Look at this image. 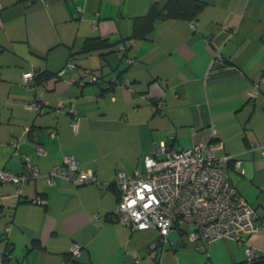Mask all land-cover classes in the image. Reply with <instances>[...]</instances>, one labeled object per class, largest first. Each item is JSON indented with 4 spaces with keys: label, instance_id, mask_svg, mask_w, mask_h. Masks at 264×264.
<instances>
[{
    "label": "crops",
    "instance_id": "crops-1",
    "mask_svg": "<svg viewBox=\"0 0 264 264\" xmlns=\"http://www.w3.org/2000/svg\"><path fill=\"white\" fill-rule=\"evenodd\" d=\"M166 1L0 0V169L22 172L28 155L40 173L19 196L14 184L0 183L5 264H264L262 231L206 248L187 239L185 226L159 242L154 227L112 219L117 170L143 173L157 143L188 149L213 141V129L216 155L241 161L240 170L228 163L231 182L264 218V154L252 148L264 146V0H203L196 20L159 17L136 36L135 19ZM94 39L102 43L84 50ZM215 51L226 66L211 71ZM68 61L75 67L64 69ZM28 70L32 85L22 82ZM112 76L128 85H111ZM38 95L42 113L27 107ZM60 99L75 106L77 128ZM28 125L35 137L25 135ZM65 156L94 171L97 182L48 184L45 174ZM37 196L46 203L32 204Z\"/></svg>",
    "mask_w": 264,
    "mask_h": 264
},
{
    "label": "built area",
    "instance_id": "built-area-1",
    "mask_svg": "<svg viewBox=\"0 0 264 264\" xmlns=\"http://www.w3.org/2000/svg\"><path fill=\"white\" fill-rule=\"evenodd\" d=\"M123 49V46H120ZM225 59L215 51L211 61V71L224 67ZM75 64L68 61L64 69L74 68ZM91 69L85 68L84 74H91ZM25 85L34 83L32 70L22 73ZM264 81V77H262ZM128 85V81L117 76L110 78V84ZM257 85V84H256ZM255 95V88L249 92ZM28 108L37 113L44 111L41 95L28 103ZM66 108L70 123L77 128L78 117L72 103L59 100L58 108ZM25 135L35 137L37 129L24 127ZM54 135V131L51 132ZM213 141L198 143L191 148H172L163 141L157 143L156 153L144 156L145 172L135 170L127 174L117 170L113 184L119 190L117 206L112 215L114 221L129 226L132 229L154 227L158 231L159 242H165L172 229H182L191 242H200L206 248L218 238L239 240L243 234L257 231L264 232V218H259L255 210L238 192L228 174V163L235 160L236 169L240 170L239 159L232 155L217 156L216 149L220 143L216 140L215 130H212ZM260 148L264 154V146L252 144V148ZM38 154H44L40 143L36 144ZM40 175L37 167L30 161L28 155L23 157V171L14 172L0 169V183L15 185V196L34 178ZM48 184H54L57 178H62L75 185L97 182L96 174L91 169H81L73 156H65L63 165L55 166L46 174ZM110 183H102L108 187ZM14 202L16 200L14 199ZM30 202L44 205L46 200L37 196ZM97 217V214H93ZM8 230V227H6ZM82 246L78 243L71 247V254L79 256ZM4 252H0V264L3 263ZM249 258L254 256V248H246ZM134 264H140L138 260Z\"/></svg>",
    "mask_w": 264,
    "mask_h": 264
},
{
    "label": "trees",
    "instance_id": "trees-1",
    "mask_svg": "<svg viewBox=\"0 0 264 264\" xmlns=\"http://www.w3.org/2000/svg\"><path fill=\"white\" fill-rule=\"evenodd\" d=\"M204 6L205 2L203 0H167L162 8H159L157 5H152L149 12L145 16L135 19L134 34L136 36H142L144 33L150 31L153 27V22L159 17L194 21L197 19L198 14ZM100 43H102V41L95 39L89 40L87 41L84 50H90L98 47ZM36 82V76H34V83ZM9 255L10 249L5 250L2 264H5V260L9 257Z\"/></svg>",
    "mask_w": 264,
    "mask_h": 264
}]
</instances>
